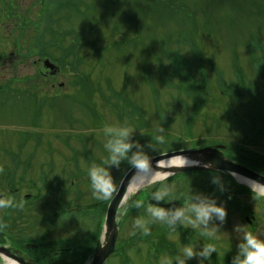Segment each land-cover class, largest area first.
Instances as JSON below:
<instances>
[{
	"label": "rangeland",
	"instance_id": "1",
	"mask_svg": "<svg viewBox=\"0 0 264 264\" xmlns=\"http://www.w3.org/2000/svg\"><path fill=\"white\" fill-rule=\"evenodd\" d=\"M1 1L4 2L0 5V87H4V94L3 97L0 96V193L9 194L12 186L6 180H9L8 176H12L13 167L16 171L18 160H21L19 171L25 172L23 178L26 180L19 182V187L27 190L32 183L37 186V182H42L47 174L50 178L49 171L52 168L46 166L50 160L54 165L53 172L60 171L65 174L66 179L74 178L77 180L76 184L82 186V205L85 206L94 202L90 184L86 182L89 168L94 165L105 167L111 176L114 185L112 192L104 199L96 197L95 201L101 204L116 191L123 174L132 166L131 158L134 153L139 152L150 158L167 153V150H173L176 146H188L195 141L197 145L202 143L234 147L242 143L239 140L243 136V145H247L245 148L259 152L255 158L260 159L262 154L264 156V133L258 131L259 138L255 137L263 123L248 117V124V119L240 111V103L230 104L229 100L231 95L232 100L235 99V89H238L243 94L242 97L253 102V96L247 94L255 86L258 93L253 89L254 100L256 103L259 100L257 109L264 116V0H70L73 1L71 6H66L63 12L60 10V16H56L61 17L60 28L65 30L60 48L66 50L72 45L74 37H78L79 46L74 48L75 53L66 61L62 57L64 51L54 54V57L60 55L62 62L68 65L69 72H62L54 81L44 83L42 76L47 75V72L43 62L34 64L38 58L33 55L29 57L28 51L30 55L34 51L29 46L34 42L33 31L28 29L20 34L13 26V20L10 21L12 24L7 21L5 26L2 22L5 19L4 8L8 4L5 0ZM46 1L43 0V4ZM14 2L21 16L30 17L34 22L40 18L38 15L41 7L35 4V0ZM48 2L51 9L52 1ZM82 30H85L84 34ZM14 40H22L23 47L13 48L11 43ZM92 45L94 49L90 48ZM40 51L44 50L40 48ZM48 51L54 52L57 48L51 44ZM3 53L5 56L2 59ZM172 54H175L179 65L187 63L185 71L190 69L189 82L195 90L194 95L197 94L201 99V104L195 105L196 109H193V100L189 99V95L175 90L178 81L175 78L169 80L164 75L172 71L167 57ZM45 59L55 63L46 54L43 60ZM71 66L76 67L75 74L80 82L85 83L88 88L94 86L95 94L92 97H86L80 89L72 86L66 88L67 83L73 81L70 78L75 75L71 73ZM239 78L250 87L246 89ZM169 82L171 85L166 86L165 83ZM60 84L62 87L59 89ZM96 91L107 99L111 98L112 103L115 100L110 92L123 93L125 102L120 100L119 109L111 110L109 105H105L106 99L101 100L100 93ZM226 93L230 96L225 95ZM179 98L180 100H176ZM231 105L236 118L241 120V125H245L246 129L251 126L247 131L254 133L245 135L241 132L240 135L236 130L230 131V127L236 126L235 119L229 120L232 118V111L228 109ZM250 108L255 109L254 106ZM195 111L199 112L196 116ZM94 112H98L100 117H94ZM129 113L133 115L131 118ZM217 123L220 127H217ZM105 126L114 130L130 129L127 142L132 147L116 164L108 159L110 154L105 145L113 138V134H106ZM63 142L69 144V147H64ZM64 162L66 163L63 164ZM206 178L214 179L213 176H200L202 180ZM52 179L53 177L49 181ZM247 180L248 182L244 179L236 180V183L254 194L244 191L240 196L229 194L224 197L229 201L221 208L231 214L227 217L228 220L218 219L213 214L206 222L190 223L185 228L187 230H183L188 235L194 233L203 236V239L210 238L206 235L209 232L212 236L210 247L214 248L208 254V260L202 261L204 255L201 253L209 246L202 244L198 236L197 242L189 238L190 246L180 248L176 254L183 258V264H227L228 256L225 259L217 258L218 253L220 256L224 255L222 248L228 249L227 253L239 255V246L249 228L240 215L230 209L232 206L245 203L247 215L255 219L253 235L264 241V201L251 188L250 184L253 185V182ZM189 181L193 183V187H197L194 183L199 182L196 179ZM214 181L223 185L220 178ZM161 188L176 191L172 186ZM224 188L227 192L233 189L231 186ZM25 192L34 194L28 190ZM70 197L72 202L77 201L75 194ZM257 200H262V207H255ZM126 205L121 207L118 221L125 216ZM100 207L90 212L93 224L97 220L100 224L103 221L105 208ZM23 208L18 231L22 230L29 238L32 232L43 234L44 231H51L50 238L46 239L49 242L48 240L64 234L72 235L73 230L79 232L78 225L73 227L74 222L67 223L59 219L54 225L49 223L51 228L48 230V226L44 227V207H30L29 213L27 208ZM152 209L153 207H146V219L151 218L146 224L139 217H135L134 221L125 217L118 243L128 241L136 247L127 252L129 264H179L178 261L173 263L166 254L152 259L148 255L150 244L135 236L138 232H145L141 223L145 229L149 222L153 223L156 216ZM163 212V216L157 217L160 220L174 218L176 210L172 208ZM78 218L81 219L80 214ZM15 219L16 216H11L8 223L12 224ZM223 220L225 223L230 222L227 228ZM83 221L84 224H89L86 217ZM81 229L84 232L86 230L85 226ZM202 230L206 233L202 234ZM220 241L222 243L219 246ZM189 247L193 256L184 258L182 252ZM106 264L122 263L120 258H112Z\"/></svg>",
	"mask_w": 264,
	"mask_h": 264
},
{
	"label": "flooded vegetation",
	"instance_id": "2",
	"mask_svg": "<svg viewBox=\"0 0 264 264\" xmlns=\"http://www.w3.org/2000/svg\"><path fill=\"white\" fill-rule=\"evenodd\" d=\"M47 73L50 74V72ZM49 76L44 75V77L47 78ZM50 77L52 78L53 75ZM64 144H65L64 147H68L66 142ZM50 162L51 161L49 160L47 162L49 163V165L47 164L46 166L52 168V170L49 171V174L51 175V177H53V179L49 181L51 177L49 178V175L47 174V176L45 177V179H43L42 182L41 181L37 182V186L36 183H32L30 185L31 188H28L27 190L30 191L31 193L33 192L34 194L29 195L25 192L27 190L22 189L21 187L18 186L19 182L26 181L25 178H23L25 172L19 171L20 169L19 166L21 164V161H18V165L16 166V171H14L13 178L11 181L12 187L9 190L10 201H11L10 206L0 207V248L4 247V249H6L9 252V254L12 257H14V259H22L23 261H28L31 262L32 264H68L72 262H77L80 261L83 257V250L85 252L90 251L91 248L93 250L95 243L97 242V236L101 224L99 223V220H97L93 224V218L90 212L94 209H99L101 204L95 201L96 196L93 193L92 197H94V202L90 205L87 204L83 206L82 186L80 184H79L80 186H78L76 184L77 180H75L74 178L66 179L67 177H65V174H63L60 171L58 173H55V171L53 172L54 165L51 164ZM65 163L66 162H64L63 164ZM256 170H260L264 173V167L258 168ZM56 174L57 176H54ZM200 176L202 175L194 176V178L192 179L189 178L187 180L176 179L171 184L172 188H176L175 192L172 191L174 189L163 190L162 188H159L156 191L157 198H152L157 200H163L164 203H177V201L181 200L183 202L182 204H176L173 207L175 208L189 207V209L186 212H181L182 215L179 217L176 216L175 219L173 220V224L176 227L188 225L190 224L189 221H193V223H198L199 221H196L195 213L192 211V206L197 205L202 201L205 203L211 202L217 207L226 206L224 194H221L218 191L220 189L212 186L214 184L210 185V182L200 179ZM42 177L40 178V180L42 179ZM193 179H196L197 181L200 182V183L199 182L194 183L199 188L191 186L193 185V183H191L189 180L192 181ZM86 182L90 184L89 179L87 180V178H86ZM171 186L169 187L171 188ZM184 186H187V188H185ZM89 189H91V192H93L91 186H89ZM42 190L44 194H42ZM74 194L76 195L77 198L76 202H72V198L70 197V195H74ZM234 194L240 196L244 194V191L238 188L235 189ZM195 195H197L198 197L194 198ZM256 196L260 198L258 195ZM261 199L264 201V198ZM2 200L4 199L0 198V201ZM262 200L260 201L257 200L254 204L255 207H262L260 206V202ZM244 204L245 203H243V205L235 206V207H246ZM30 207L45 208L43 210V213L46 218L45 226H44L45 228L46 226H48L49 223H53L54 225L56 220L59 219L67 223L74 222L73 227L75 228V225H78L79 232L77 230H73L72 235L70 233H68V235L64 234V236L62 237L48 240L49 242H47L46 239L50 238L49 234H51L50 233L51 231L50 232L44 231L43 234H36L35 232H32V234L30 233L31 237L29 238V235H26L24 232H22V230L18 231L20 229V226L18 227V225L22 219L21 209L27 208V212L29 213L31 210ZM139 207H142L140 218L141 220L146 221L147 215H145V210L146 207H151V206L141 205ZM11 212H12L11 216L13 217L16 216V219L13 221L12 224H9L8 221L11 217L9 214ZM79 214L81 215L80 220L78 218ZM84 217H86L89 224H84L83 221ZM186 217H188L189 219H186ZM84 226L86 229L85 232L81 229V227ZM48 227H49L48 230H50L51 226ZM151 233L152 230L149 231V234ZM8 234L10 236H8ZM143 236H144L143 237L144 241L145 240L148 241L152 238L151 236H145V235ZM33 239L35 241H33ZM28 244L34 245L35 248L33 249L26 248L25 245Z\"/></svg>",
	"mask_w": 264,
	"mask_h": 264
},
{
	"label": "trees",
	"instance_id": "3",
	"mask_svg": "<svg viewBox=\"0 0 264 264\" xmlns=\"http://www.w3.org/2000/svg\"><path fill=\"white\" fill-rule=\"evenodd\" d=\"M50 1H52V3L50 2L52 4L51 9H50L48 0L45 2V4H43V0H35V4L40 6L41 10L39 11V15H38V17H40V18L37 19L36 22H34L30 17L21 16L22 14H20L17 10V7H15L16 4H15L14 0H5L6 4H8L7 5L8 7L6 6L5 7L6 9L4 8V18L5 19L3 20L2 23L5 25L7 21L10 22L13 20V22L15 24V25L13 24V26L15 29H17V31H20L19 32L20 34H23L28 29H31L33 31L32 35H33L34 42L32 44H30L29 46L33 47L35 50L31 52V55H30V51H28L29 57L33 55V57L38 58L37 60H42L46 54V57L53 59L55 61V64L58 65L60 68H62V71L64 72L67 70L68 65L66 63L62 62V60L60 59V55H58V57H54V54L58 53V51H60V53H62L64 51V53H62V57L66 61L70 55H73L75 53L74 48H78L79 39H78V37H74L71 40L72 45L69 46L66 50H65V48L64 49L60 48L62 45V40L65 37V35H64L65 30L60 28V24H59L60 20L59 19H61V17L57 18L56 16H58L59 13L61 14V12L64 11V8L66 6H71V3H73L74 0L71 2H70V0H50ZM1 2H4V1L0 0V5H1ZM60 10H61V12H60ZM33 15H35V14L33 13ZM40 19H42V20H40ZM10 24H12V22H10ZM5 26H7V24ZM82 33L84 34L85 30H82ZM1 40H2V38H1ZM51 44L55 45V47L57 48V51H54V52L48 51V46H50ZM23 45H24V42L22 40L21 41L14 40L11 43V46L13 48L16 47L17 49L22 48ZM40 48H42L44 51H40ZM90 48L94 49V46L92 45V47H90ZM10 55H12V54H10ZM3 56H5L4 53H3V55L1 54V58ZM167 57H168L170 65H171L172 71L168 75H166V73H164V71H162V72L159 71V72H161L162 74L164 73V75L166 77H168L169 80L175 78L178 81L177 82L178 84L176 85V87H174L175 90L178 93H181L182 91H184L186 95H189V97H190L189 99L193 100L192 101L193 105H194L193 109H196L195 105H198V103H200L199 101H201V99L199 98V96H197V94L194 95L195 90L192 88V85L189 82L190 81V73H191L190 69L188 68V70L185 71V69H186L185 67H187V63H186V65H179L175 60V54L167 55ZM194 59L196 60V56ZM70 68L72 71L71 73L75 74L76 67L71 66ZM38 74L40 75V73H38ZM73 76H74L72 78L73 81L69 82V86L80 89L81 93L84 94L86 97H92L95 94V91L93 89L94 86H92V88H88V87H86L85 83L80 82V78L76 74ZM199 76H201V74H199ZM160 81L162 83V80H160ZM165 85L166 86L171 85V83L170 82L165 83ZM172 87H173V85H172ZM2 90H4V87H0V96L2 95V97H3L4 91H2ZM96 93H100V92L96 91ZM198 93H199V91H198ZM110 94L112 95V98L115 100L114 103L111 102V100H110L111 98L107 99V97H105L102 93H100L101 100L106 99L105 105H109V109L116 111L119 109L120 100L124 101L125 96L123 93L118 94L116 92H110ZM176 100H180V98L176 99ZM124 102H122L123 105H125ZM198 114H199V112L195 111L194 115L196 116ZM93 116L94 117L95 116L100 117L98 115V113H95ZM129 116L131 118L133 116L132 113H129ZM248 117L256 118L259 123L264 124V116L260 115L256 111L254 112V110L251 111L250 113L248 112ZM179 147H181V146H176L175 149L176 150L181 149Z\"/></svg>",
	"mask_w": 264,
	"mask_h": 264
},
{
	"label": "water",
	"instance_id": "4",
	"mask_svg": "<svg viewBox=\"0 0 264 264\" xmlns=\"http://www.w3.org/2000/svg\"><path fill=\"white\" fill-rule=\"evenodd\" d=\"M43 64L46 68L53 70V66L47 61H45ZM219 149V147H206L198 150L178 151L174 153L164 154L152 159H148L149 166L147 169L140 170L135 167L130 169L121 180L114 197L109 203L103 227V243L101 244L100 241L96 243L93 255L88 264H104V262L112 254L118 232L116 223L117 211L126 198L132 179L140 171H150L153 175L164 176L163 178L161 177V180L156 179L154 181H162L169 176L189 171L225 172L228 174L233 173L243 176L249 180H254L261 184L262 187H264V178L258 177L253 172L239 167L236 164L226 160ZM174 157H182L185 162L178 166L173 165L164 167L160 165L162 161ZM138 193L139 192L135 193L132 199H134L138 195ZM152 204H156L159 207L163 206L161 201L153 202ZM0 254L4 255L8 259L14 258L4 248H0ZM12 260L17 264H32L31 262L23 261L22 259Z\"/></svg>",
	"mask_w": 264,
	"mask_h": 264
},
{
	"label": "clouds",
	"instance_id": "5",
	"mask_svg": "<svg viewBox=\"0 0 264 264\" xmlns=\"http://www.w3.org/2000/svg\"><path fill=\"white\" fill-rule=\"evenodd\" d=\"M104 131L106 134L112 133L113 138L110 139L105 147L109 152V161L112 164L118 163L119 159L124 157L132 145L127 142V138L130 134V129L121 128L119 130H114L111 127H104ZM179 159V158H177ZM132 165L140 170H144L148 168V158L142 153H134L131 158ZM88 179L90 182V186L93 190L94 195L97 199L106 198L113 190L114 185L112 183L111 176L108 170L105 167L94 165L91 166L88 170ZM10 206V200H5L0 207H8ZM192 211L195 213L196 221L201 223L206 222L213 214L218 219H223L224 210L221 207L215 206L213 203L208 202H200L197 205L192 206ZM152 212L155 216L160 217L164 215L162 209L153 208ZM181 212H176L175 216H181ZM193 223V221H189ZM240 257H237L233 264H264V241L257 239L251 233L246 232L243 236V242L240 244ZM213 247H207L204 249L202 255L207 257V255L213 251ZM184 258H190L193 256L192 249L185 248L182 252ZM179 264H183L182 260H179V257L176 258Z\"/></svg>",
	"mask_w": 264,
	"mask_h": 264
},
{
	"label": "bare ground",
	"instance_id": "6",
	"mask_svg": "<svg viewBox=\"0 0 264 264\" xmlns=\"http://www.w3.org/2000/svg\"><path fill=\"white\" fill-rule=\"evenodd\" d=\"M177 158H179V159H177ZM184 162H185V160L182 157L181 158L180 157H174V158H170V159L162 161L160 163V165L164 166V167L173 166V165L178 166L180 164H183ZM161 177L163 178L164 176L153 175L150 171H140L132 179L129 190L131 192L140 186H144V185H147L149 183H152V181H154L156 179L161 180L162 179ZM252 187L255 190L257 189V187H254L253 185H252ZM8 264H15V263L9 262Z\"/></svg>",
	"mask_w": 264,
	"mask_h": 264
}]
</instances>
